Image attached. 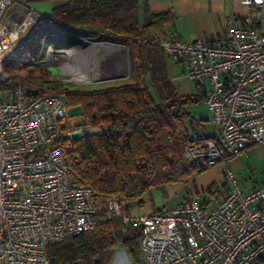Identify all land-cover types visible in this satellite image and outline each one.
Returning <instances> with one entry per match:
<instances>
[{"label": "built area", "instance_id": "obj_1", "mask_svg": "<svg viewBox=\"0 0 264 264\" xmlns=\"http://www.w3.org/2000/svg\"><path fill=\"white\" fill-rule=\"evenodd\" d=\"M239 1L251 12L242 21L230 19L223 39L186 41L162 30L141 39L183 59L185 77L204 91L217 131L201 136L195 130L183 156L204 167L224 162L228 186L210 207L192 194L134 216L123 211L120 198L109 197L105 214L139 228L141 264H264V184L242 191L227 164L264 143V0ZM77 31L57 25L28 0H0V264H50V245L97 223L93 191L70 182L65 154L74 132L100 134L103 127L71 115L64 92L28 94L19 82L6 87V66L15 60L26 67L79 55V39L87 37ZM32 42L36 56L20 58Z\"/></svg>", "mask_w": 264, "mask_h": 264}, {"label": "trees", "instance_id": "obj_2", "mask_svg": "<svg viewBox=\"0 0 264 264\" xmlns=\"http://www.w3.org/2000/svg\"><path fill=\"white\" fill-rule=\"evenodd\" d=\"M49 16L66 29L88 28L124 43L130 66L129 78L121 83L64 91L69 111L79 107L80 115L92 126L103 127L100 134L74 139L65 154L70 182L93 191L97 223L92 230L50 245V264H110L117 242L131 264H139V228L121 217H108L107 200L120 198L123 211L129 214V203L152 188L188 182L207 168L191 165L183 156L184 147L194 140L195 125L204 123L187 109L201 100L203 90L196 86L194 94L178 95L163 49L141 41L168 20L167 14H152L145 8L139 22L138 0H62ZM27 49V58H34L33 42ZM6 71L8 88L19 82L28 94L57 92L43 91L38 85L49 74L45 69L23 67L15 60ZM206 191L208 201L212 200L215 186Z\"/></svg>", "mask_w": 264, "mask_h": 264}, {"label": "rangeland", "instance_id": "obj_3", "mask_svg": "<svg viewBox=\"0 0 264 264\" xmlns=\"http://www.w3.org/2000/svg\"><path fill=\"white\" fill-rule=\"evenodd\" d=\"M28 1L32 8L45 16H49L52 8L57 4L56 0ZM77 33L86 36L89 40H93L96 43L101 41H114L120 45L117 49L106 48L102 44H98L99 46L95 48L92 46L88 47L86 40L80 38L81 45L79 46L81 50L79 55H72L70 58L63 57L60 60L48 58L47 61L45 59L40 63H33L31 66H26L28 68L40 67L49 71L48 76L38 81V85L42 87L43 91L49 89L57 92H64L66 91L65 89L92 90L118 84L129 78L130 66L127 45L114 38L106 37L101 32H92L88 28L78 29ZM28 51V49H25L22 55H20V58L28 57ZM65 64L67 65L65 66ZM84 75L87 76V80L76 78V76L82 77ZM189 110L198 119H205L207 117L206 107L202 102L191 105ZM69 112L71 115H80V108L74 107ZM242 157L245 161L244 167L237 174L239 182L249 183L251 181L253 182V180L264 178V155L260 156L258 149L248 150ZM202 172H198L197 174ZM187 184V182H177L169 183L161 189L152 188L143 194L141 199L130 202L127 212L132 216L142 215L147 212H152L161 206H166L171 201L174 203L182 192L184 193L186 190L190 191ZM188 193L186 194L188 195ZM123 205H126L125 202H123ZM127 258L128 256L122 245L120 242H117L110 264L119 263L121 259H125L127 262ZM139 259V264H141L142 260L141 258Z\"/></svg>", "mask_w": 264, "mask_h": 264}, {"label": "crops", "instance_id": "obj_4", "mask_svg": "<svg viewBox=\"0 0 264 264\" xmlns=\"http://www.w3.org/2000/svg\"><path fill=\"white\" fill-rule=\"evenodd\" d=\"M61 1L56 0V3L59 4ZM145 8L152 14H167L168 20L155 31L162 30L168 38L178 37L186 41H192L203 36L213 39H223L226 33L227 22L230 19H233L235 22L242 21L241 19L248 17L251 12L250 8L242 6L239 0H138L139 22L143 21ZM166 65L168 76L176 88L178 95H192L197 91L196 86L185 77L186 62L183 59L166 55ZM203 98L204 91L201 100L197 104L202 102L205 105ZM190 106L187 107L188 110ZM189 112L191 113L190 110ZM202 120L204 122L203 125H195L194 129L201 136L215 135L217 130L208 121V111L207 117ZM254 148L259 150L260 156L264 155V143H257L245 148L236 156L227 159V164L233 169L239 186L244 192L261 187L264 184V178L253 180V182L249 183L239 182L238 180L237 174L244 167L245 161L242 155ZM224 167L225 163L219 161L207 167L202 173L194 174L193 179L187 182L190 191L186 190V192H182L174 203L171 201L166 206H161L155 210L165 209L171 205L180 203L190 194L198 196L201 202L208 201L209 194L205 189L214 185L216 192L212 196V200L204 204L206 207H210L228 189L223 178ZM187 192H189L188 195L186 194Z\"/></svg>", "mask_w": 264, "mask_h": 264}, {"label": "bare ground", "instance_id": "obj_5", "mask_svg": "<svg viewBox=\"0 0 264 264\" xmlns=\"http://www.w3.org/2000/svg\"><path fill=\"white\" fill-rule=\"evenodd\" d=\"M84 40H86L87 44H88V47L92 46V47H97L99 46L98 44H102L104 47H108V48H113V49H117L119 47V43L118 42H114V41H101L99 43H96L95 41L93 40H89L88 38H85ZM76 78L78 79H81V80H87V76L84 75L82 77L80 76H76Z\"/></svg>", "mask_w": 264, "mask_h": 264}, {"label": "water", "instance_id": "obj_6", "mask_svg": "<svg viewBox=\"0 0 264 264\" xmlns=\"http://www.w3.org/2000/svg\"><path fill=\"white\" fill-rule=\"evenodd\" d=\"M80 135H81V133H80L79 131L74 132V133L72 134V136H73L74 138L80 137Z\"/></svg>", "mask_w": 264, "mask_h": 264}]
</instances>
